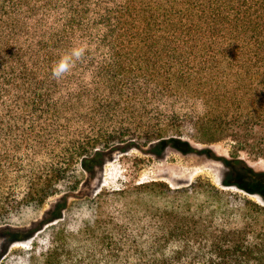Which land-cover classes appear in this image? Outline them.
<instances>
[{
  "label": "trees",
  "instance_id": "trees-1",
  "mask_svg": "<svg viewBox=\"0 0 264 264\" xmlns=\"http://www.w3.org/2000/svg\"><path fill=\"white\" fill-rule=\"evenodd\" d=\"M191 139L231 141L221 186L122 189V221L75 195L115 151L207 152ZM241 151L264 159V0H0V264H264V171ZM76 204L92 216L73 231Z\"/></svg>",
  "mask_w": 264,
  "mask_h": 264
},
{
  "label": "rangeland",
  "instance_id": "rangeland-1",
  "mask_svg": "<svg viewBox=\"0 0 264 264\" xmlns=\"http://www.w3.org/2000/svg\"><path fill=\"white\" fill-rule=\"evenodd\" d=\"M186 137L189 138L188 135ZM190 141L195 147L206 149L207 152L182 153L175 148L167 147L159 155H154L146 152L150 149L149 146L115 151L110 154L103 170L95 178L87 182L86 176L79 175V191L75 195L81 196V199L84 197V200L80 201L84 203L87 200L97 198L95 196L102 193L105 197L103 198V211L122 221L120 211L126 202L118 199L119 196L115 194L122 189L135 192L137 185L148 181L165 182L171 187H186L195 183L199 178L207 179L213 184L221 186L226 170L223 157H230L232 154L231 141L225 139L207 145L196 144L192 139ZM239 154L248 165L256 170L264 171V159L257 158L246 151H241ZM61 191L60 188L57 191L59 193L46 198L37 209L15 216L13 222L19 225L25 223L31 225L34 221H41L62 200ZM253 198L257 200L256 197ZM192 200L196 202V198ZM69 201H74V197H71ZM126 201L130 206L133 205V208L136 206L162 205L161 201L150 202L149 199L143 197L127 199ZM87 206L83 208L86 209L83 212L76 204L72 211L66 214L65 220L62 221L63 227L68 225V229L77 231L80 224L92 216V211ZM24 246H28V244H15L13 248Z\"/></svg>",
  "mask_w": 264,
  "mask_h": 264
},
{
  "label": "clouds",
  "instance_id": "clouds-1",
  "mask_svg": "<svg viewBox=\"0 0 264 264\" xmlns=\"http://www.w3.org/2000/svg\"><path fill=\"white\" fill-rule=\"evenodd\" d=\"M85 53V47L79 46L72 48L69 52L63 54L61 58L55 62L51 69L54 78H61L68 73L74 66V62L80 60Z\"/></svg>",
  "mask_w": 264,
  "mask_h": 264
}]
</instances>
